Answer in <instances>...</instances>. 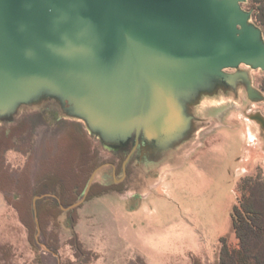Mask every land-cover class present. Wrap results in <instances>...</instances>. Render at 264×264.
<instances>
[{"label": "rangeland", "instance_id": "rangeland-1", "mask_svg": "<svg viewBox=\"0 0 264 264\" xmlns=\"http://www.w3.org/2000/svg\"><path fill=\"white\" fill-rule=\"evenodd\" d=\"M242 1L241 9L250 14L249 23L261 32L264 44V0ZM222 73L217 81L200 69L193 82L174 87L172 102L183 129L171 125L154 141L135 137L125 150L115 153L109 150L117 145L90 125L84 111L64 112L56 104L52 84L0 91V189L9 203L0 215V264H105L99 255L110 245L116 252L125 247L121 263L144 264L138 257L129 260L126 240H115L113 231L121 219L128 221L122 211L136 196L143 197L136 181L132 182L137 173L155 176L163 168L172 171L166 186L173 191L144 198L159 225L185 215L198 217L207 227L208 242L214 244L209 246V256L188 255L177 264H264V128L254 118L264 119V71L241 65ZM248 87L262 99L251 100ZM223 120L232 124L225 130L227 138L222 139L220 150L210 154V161L200 159L204 139ZM131 148L133 157L120 184V188L130 185L126 193L87 190L102 162L115 163L116 173L122 176ZM191 165L203 172L202 177ZM2 197L0 191V207L5 205ZM234 206L241 213L249 210L248 216L243 214L248 226L240 229L243 247L238 240L215 239L233 230ZM77 216L93 250H83L76 232L74 240ZM223 245L228 252L243 249L246 262L230 254L221 257ZM102 258L106 260L105 255Z\"/></svg>", "mask_w": 264, "mask_h": 264}, {"label": "water", "instance_id": "water-1", "mask_svg": "<svg viewBox=\"0 0 264 264\" xmlns=\"http://www.w3.org/2000/svg\"><path fill=\"white\" fill-rule=\"evenodd\" d=\"M242 2L0 0V91L52 84L56 104L84 111L108 140H159L184 128L171 93L200 69L217 81L241 65L264 71L261 32Z\"/></svg>", "mask_w": 264, "mask_h": 264}, {"label": "crops", "instance_id": "crops-1", "mask_svg": "<svg viewBox=\"0 0 264 264\" xmlns=\"http://www.w3.org/2000/svg\"><path fill=\"white\" fill-rule=\"evenodd\" d=\"M231 124L232 123L227 120H223L220 123L217 122V126L213 127L214 130L211 134L209 133L211 136L205 138L203 141L202 147L198 152L200 159L202 157L205 158L206 161H210V154L220 150L222 139L227 138L225 137L227 134L225 130L231 128ZM141 135L142 134H140L139 137H142ZM135 137V133H132L123 140L117 142L113 141V143L117 145V148L115 150H109V152L115 153L125 150ZM103 147L106 149L105 144ZM133 149L134 148H132L131 152L124 160L125 163L123 162L122 176L116 173L115 163L102 162L92 173L87 190L89 191L91 188L97 187L98 192H102V188H109V190L102 193L106 192L119 195L126 193L130 185L125 184V186L120 188V184L125 178V166L132 157ZM199 156H197V159ZM137 166L138 164L135 161V168ZM191 167L195 169L198 177H202L203 172L200 169L193 165H191ZM171 172L170 169L163 168L161 172L157 173L155 176H142L137 173L136 179L132 180V182L136 181L138 191L143 192V197L136 196L134 202H131L130 205L122 211V216L127 218L128 221L121 219L123 222L120 223L121 225L117 227V230L113 231V233L117 232V234L114 233L117 235L115 240L118 239L119 241L121 240V242L124 239L126 240V247L131 250L130 255L132 256L129 260H132L133 257H138L144 264H165L166 261H171V264H177L179 262L184 263L182 258L188 255L200 257L209 256V246H213L214 244L208 242L207 227L202 219L185 215L172 221L168 225L160 226L154 210L144 201V198L150 195L162 197L173 191V189H169L166 186L167 179ZM2 200L5 205H1L0 215L7 210V202L4 197H2ZM86 201L87 200L83 201L80 208L83 207ZM75 232L80 236L83 250H93V243L87 238L89 234H87L79 219L75 225ZM215 239H229L231 243H235L238 240L233 230L229 233H219ZM124 249L125 247L123 250ZM103 250L106 253L100 255L98 253V255L101 256L102 262L106 261L105 264H125L121 263L119 259L123 250L116 252V248L113 245H110V247L105 246ZM103 255L106 256V260L102 258Z\"/></svg>", "mask_w": 264, "mask_h": 264}, {"label": "trees", "instance_id": "trees-1", "mask_svg": "<svg viewBox=\"0 0 264 264\" xmlns=\"http://www.w3.org/2000/svg\"><path fill=\"white\" fill-rule=\"evenodd\" d=\"M6 149H9L10 147H8V146H6L5 147ZM107 190H109V188H102V192H104V191H107ZM0 191H1V193H2V195H3V197H4V199H5V201L7 202V200H6V198H5V194L2 192V190L0 189ZM8 203V202H7ZM8 205H9V203H8ZM80 208V207H79ZM78 208V209H79ZM78 211V210H77ZM243 214H245V215H249V210H246V209H244L243 210V213H241L240 211H239V209L236 207V206H234V208H233V215H232V225H233V231H234V233H235V235H236V237H237V239H238V241L240 242V244H241V247H243V236L241 235V233H240V229L242 228V227H246V226H248L247 224V222L245 221V219H244V217H243ZM77 221H78V216H77ZM73 231H74V233H73V237H74V240H76V233H75V227L73 228ZM225 239H221V242H223ZM79 248V247H78ZM79 250H80V248H79ZM55 252H56V250H55ZM224 254H226V255H229V256H231L230 258H232V259H238L237 261H239V262H241V263H245L246 262V260H247V257H246V255H244V253H243V249H241V250H232V251H229L228 252V250L226 249V247H225V245H223V247H222V250H221V257L224 255ZM235 259V260H236ZM221 264H223V262H221Z\"/></svg>", "mask_w": 264, "mask_h": 264}, {"label": "flooded vegetation", "instance_id": "flooded-vegetation-1", "mask_svg": "<svg viewBox=\"0 0 264 264\" xmlns=\"http://www.w3.org/2000/svg\"><path fill=\"white\" fill-rule=\"evenodd\" d=\"M131 150H132V148L129 150V152L127 153V155H126V157H125V159L127 158V156L129 155V153L131 152ZM132 157H133V155H132ZM132 157H131V159L130 160H132Z\"/></svg>", "mask_w": 264, "mask_h": 264}]
</instances>
